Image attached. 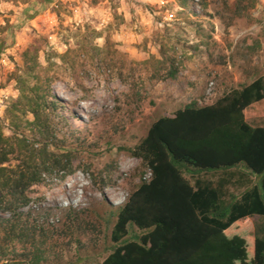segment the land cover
Masks as SVG:
<instances>
[{"label":"rangeland","instance_id":"1","mask_svg":"<svg viewBox=\"0 0 264 264\" xmlns=\"http://www.w3.org/2000/svg\"><path fill=\"white\" fill-rule=\"evenodd\" d=\"M236 1L188 0L181 8L174 0H0L5 136L12 135L5 113L18 98L14 75L22 53L37 43L41 64L46 51L73 50L68 58L75 60L74 74L65 66L49 72L50 94L59 103L50 118L74 152L73 172L29 189L30 202L19 212L41 236L18 245L17 255L38 249L39 264L102 263L113 248L118 210L149 175L127 150L157 118L191 103L210 105L264 75V0L244 8ZM247 121L260 125L264 118ZM138 234L129 228L128 237Z\"/></svg>","mask_w":264,"mask_h":264},{"label":"trees","instance_id":"2","mask_svg":"<svg viewBox=\"0 0 264 264\" xmlns=\"http://www.w3.org/2000/svg\"><path fill=\"white\" fill-rule=\"evenodd\" d=\"M174 1L181 8L188 3ZM215 1L227 6V0ZM254 2L237 0L236 7ZM40 51L33 43L22 53L23 66L14 75L18 98L5 113L12 135L0 130V264L41 262L38 249L15 252L41 236L19 210L29 204L32 186L73 172L74 152L63 145L50 118L59 103L50 94L49 72L65 66L74 74L75 60L68 58L74 51H46L44 65ZM169 75L174 77L173 65ZM28 115L30 121L24 119ZM251 117L264 118V75L210 105L191 103L157 118L127 150L150 176L118 210L110 233L113 248L101 264H264V123L252 125ZM211 173L220 175L217 182L202 177ZM239 180L245 189L237 198L229 188L238 191ZM254 216L257 222L241 223ZM130 227L139 234L128 237Z\"/></svg>","mask_w":264,"mask_h":264},{"label":"crops","instance_id":"3","mask_svg":"<svg viewBox=\"0 0 264 264\" xmlns=\"http://www.w3.org/2000/svg\"><path fill=\"white\" fill-rule=\"evenodd\" d=\"M152 24V20L150 19V17L149 18H146V26H152L151 25ZM208 175H213V176H215V179H206L207 181H212V182H217L218 180H219V174H213V173H211V174H208ZM202 178V177H201ZM203 179V178H202ZM244 183H245V181L244 180H239V189H238V191H234V189L233 188H229V191L230 192H235V195H237V198L240 196V194H241V192H243V190L245 189V185H244ZM241 185L243 186V187H241ZM257 220H258V217H256V216H254V217H251V218H245V219H243V220H241V223H247V222H250V223H255V222H257Z\"/></svg>","mask_w":264,"mask_h":264},{"label":"built area","instance_id":"4","mask_svg":"<svg viewBox=\"0 0 264 264\" xmlns=\"http://www.w3.org/2000/svg\"><path fill=\"white\" fill-rule=\"evenodd\" d=\"M149 176H150V173H149V175H148V178H149Z\"/></svg>","mask_w":264,"mask_h":264}]
</instances>
